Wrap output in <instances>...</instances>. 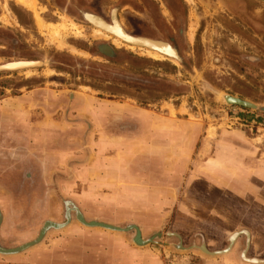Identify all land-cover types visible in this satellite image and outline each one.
<instances>
[{"label": "rangeland", "instance_id": "374dc122", "mask_svg": "<svg viewBox=\"0 0 264 264\" xmlns=\"http://www.w3.org/2000/svg\"><path fill=\"white\" fill-rule=\"evenodd\" d=\"M35 1L45 23L69 19L84 36L70 33L60 44L38 29L33 12L14 0H0V173L16 172L7 177L6 186L0 174V246L14 248L37 239L21 251L31 252L52 231L60 230H43L47 222L72 221L81 226L80 221H89L83 216L86 211L103 215L93 205L84 212L75 204L80 189L74 193L62 189L68 178L96 159L94 144L85 137L92 128L76 125L94 123L102 99L133 97L154 118L168 122L169 129L174 127L173 132L161 125L155 128L170 132L164 149L178 157L164 163L158 159L152 173L138 170L130 178L122 171L123 183L136 184H129V191L95 194L99 198L122 194L123 201L146 204L147 208L133 207L130 213L138 222L126 229L137 241L159 233V243L146 246L161 250L166 264H202L201 260H218L231 252L238 263L254 264L247 260L255 257L264 264V2ZM93 18L118 24L127 36L167 43L174 58L156 60L138 48L94 38ZM21 60L40 64L5 66ZM216 92L249 101L256 108L228 104ZM109 112V117H116V111ZM177 117L188 125L180 124ZM63 124H71L68 130L74 133L63 137ZM183 127L197 141L177 143L179 135L174 132ZM51 134L57 142L51 141ZM163 167L171 173L162 174ZM99 179L97 174L86 176L95 186ZM161 210H169L167 217L178 216L177 230L189 228L186 233L197 235L195 242L185 238L182 247L188 250L177 252L171 246L182 240L170 234L175 231L167 219L158 217ZM199 233L207 239L211 255L198 249L203 242ZM235 233L229 250L228 238ZM49 242L48 238L47 250ZM217 251L223 254L214 255ZM15 255L0 252V264H14ZM39 262L49 264V258Z\"/></svg>", "mask_w": 264, "mask_h": 264}, {"label": "crops", "instance_id": "0c3cea01", "mask_svg": "<svg viewBox=\"0 0 264 264\" xmlns=\"http://www.w3.org/2000/svg\"><path fill=\"white\" fill-rule=\"evenodd\" d=\"M131 98L126 99L130 100L129 102L120 99H102L98 107V119H93L94 123H89L86 126L84 123L83 125H76V127L80 126L82 129H84V127L86 129L89 126L92 128V132L90 131L91 133L86 136L82 131L81 138L85 136L88 143L92 142V144H94L93 148L95 149L93 157L96 159L92 165L90 163H88V165H83L82 168L77 171L76 176L74 174L72 179L68 178L64 184H62V189L67 192L71 191L72 193L80 189V192L76 193L77 200L79 201L75 204L82 207V211L86 210L84 208L93 205V208L102 209L103 215H101L100 212L92 213V211H86L83 216L89 219L87 224H84V221H80L83 224L81 226L77 223H72V221L68 224L64 223L63 226L57 228L60 230L52 231L50 236L36 244L33 251L18 252L17 255H15V259L17 260L14 264H28L29 262L38 264L40 263L39 261L47 257L49 258V264H58V262H63L64 264H166L161 257V250L151 246H138L134 243L133 237L126 229L127 227L137 225L138 222L137 218L130 213L134 211L135 208L133 207L141 206V208H147L146 204L134 205L130 201H123L124 198L122 197L124 196H122V194L118 196L114 194L103 198H99V196L95 194L96 191H129L130 188H127L128 185L136 184L123 183L121 178L122 171H127V173H125L129 174L130 178L137 175L138 170L141 174H144L143 171L147 170L152 173L153 171L151 168L154 162L159 159L164 163L167 159L173 157L164 149V144L170 143V132L162 128H155L161 125L169 129L170 126H168V122L162 123L163 120L154 118V116L149 114V110L140 105V103H137L135 98H133L134 100ZM81 109L85 111L83 109H86V106H83ZM110 110L116 111V117H109ZM179 118L177 117L178 122L186 127V125H188L186 121ZM70 126L71 124H63L66 133L63 137H68L74 133V130H68ZM185 127H183L184 129L181 131L178 129L177 131L179 132H174V134L176 133L179 135L177 143L185 144L186 140H189V142H191V140L197 141L194 137H188L191 134H187ZM169 130L173 132L174 127L172 126ZM192 132V130L189 131V133ZM50 136L53 138L51 140L52 142H57L58 138L55 135L51 134ZM155 144L157 148H155ZM182 147H184V145H182ZM176 157L178 156H174L173 158ZM35 159L39 160L40 157H36ZM148 165H150V167H148ZM12 173H16L15 170L12 172L4 171L0 173L2 176L1 181L5 186L8 183L7 177H13L15 175ZM161 173H171L170 168L163 167ZM95 174L100 176L97 186H95V183L91 182V184L89 181H86V176L91 177ZM137 181L138 179L135 178L134 183H137ZM124 195L126 194L124 193ZM159 205L162 207L161 203ZM161 212L162 213H160L158 217L162 220L163 218L164 220L167 219L168 221L166 222L173 226L176 233L170 232V234L182 240L180 242L181 246L182 243H185V238L191 237L190 239H194L197 236L195 235V237H193L186 233L189 228H185V232L177 230L176 227L179 225L177 215L170 218V216L167 217L169 210H164V212L161 210ZM96 222L107 223L111 226L117 225L115 227H119L123 224L127 226L119 227V230L102 229L103 227L96 224ZM99 227V230L92 229ZM198 236L203 240L201 245L211 252L212 250L208 249L209 247L205 242L207 241L205 236L201 233H199ZM48 238L50 239V250H47L45 243ZM193 241L195 242V239ZM63 248H65V250H63ZM183 249L186 248L182 247L177 250ZM231 253H225L218 260H208L207 258L201 260V263L243 264L238 263ZM31 258H33L34 261L29 260ZM173 259H175V257ZM181 261L182 260H180V262Z\"/></svg>", "mask_w": 264, "mask_h": 264}, {"label": "bare ground", "instance_id": "6f19581e", "mask_svg": "<svg viewBox=\"0 0 264 264\" xmlns=\"http://www.w3.org/2000/svg\"><path fill=\"white\" fill-rule=\"evenodd\" d=\"M16 3L20 4L21 6L25 7L26 9L33 12V16L35 19V23L38 27V29L45 35L51 36L54 39H56L60 44H64V39L68 34H73L74 36H82V31L80 28H78L74 23L69 22V19L66 20L65 18H62V21L59 23H45L41 17L38 14V11L36 10V1L35 0H14ZM187 1V0H186ZM191 1V0H188ZM164 13L166 14L167 11L164 9ZM93 16H89L88 20ZM95 26L93 30H91L92 37L94 38H102L110 40L114 45L116 46H125L130 49H136L138 48V51L142 54L147 55L150 58L160 60L166 58V56H170L171 54L174 55V52H172L168 46L167 43L160 42V41H153L148 40L144 38H133L130 36H127L123 30L119 27L118 24L114 23L112 26L107 25L103 21H101L98 18H93L91 20ZM114 21V20H113ZM80 27V26H79ZM193 28L194 24L190 23L189 30H188V38L192 39L193 36ZM89 34V33H88ZM63 35V36H62ZM84 36V35H83ZM82 36V37H83ZM91 36V35H90ZM175 62V61H174ZM32 63V64H31ZM25 64H40V62H13L8 65V67H20ZM233 234V236H230V239L232 242L234 241L235 237L238 235V233ZM254 261H259L255 259Z\"/></svg>", "mask_w": 264, "mask_h": 264}, {"label": "water", "instance_id": "95a60500", "mask_svg": "<svg viewBox=\"0 0 264 264\" xmlns=\"http://www.w3.org/2000/svg\"><path fill=\"white\" fill-rule=\"evenodd\" d=\"M258 1H262L264 2V0H258ZM88 20V19H87ZM89 21V20H88ZM90 22V21H89ZM91 23V22H90ZM92 24V23H91ZM171 56L174 58V55L171 54ZM170 57V56H169ZM175 59L177 61H180V57L176 58ZM7 68H21L22 66L20 67H8L6 66ZM216 96H220L226 103L228 104H235V105H239V106H242V107H246V108H256L255 104L249 102V101H246V100H243V99H240L238 97H235V96H230V95H226V94H222L220 92H216L215 93ZM235 97V98H234ZM69 219V215L66 213L65 215V222ZM0 222H1V215H0ZM84 224H87L88 222L87 221H84L83 222ZM64 223H61V224H57V223H53V222H47L43 228V230L47 229V228H59L61 226H63ZM96 224H99L101 225V227L105 228V229H112V230H119L120 228L118 227H115V226H110L108 224H105V223H99V222H96ZM240 234H245V232H241ZM239 234V235H240ZM159 233H155L153 234L152 236H149L148 238L146 239H139L138 241L134 239V243L137 244L138 246H146V245H150L152 243H159L157 239H159ZM248 236V235H246ZM157 238V239H156ZM37 242V239H34L32 240L31 242H27L25 244H22L20 246H17V247H14V248H4V247H1L0 246V252L2 253H6V254H12V253H18L20 251H23L25 250L26 248L30 247L31 245L35 244ZM228 247H229V250L232 248L231 246H233L234 242L232 243L231 240H229L228 238ZM171 246L174 248V249H178V248H182L181 246V243H177V244H171ZM198 249L202 252V253H205V254H211L212 252H209L203 245L199 246ZM228 250V251H229ZM214 255H220V254H223L222 251H217V252H213ZM246 253V250L244 252V255ZM255 257H251L250 260L248 259L247 261L248 262H253V263H256L254 260ZM261 260V259H260ZM262 261H259L258 263H261Z\"/></svg>", "mask_w": 264, "mask_h": 264}, {"label": "flooded vegetation", "instance_id": "af4514ba", "mask_svg": "<svg viewBox=\"0 0 264 264\" xmlns=\"http://www.w3.org/2000/svg\"><path fill=\"white\" fill-rule=\"evenodd\" d=\"M113 22V21H112ZM125 32V31H124ZM126 33V32H125ZM127 34V33H126ZM129 35V34H128ZM131 36V35H130ZM133 38H139V37H135V36H132ZM142 38V37H141ZM155 41H158V40H155ZM161 42V41H160ZM170 46V45H169ZM172 49V48H171ZM173 51V50H172ZM13 62H16V63H19V62H27L26 60H21V61H13ZM28 62H39V61H28ZM7 64V63H6ZM32 64V63H31ZM31 64H25L23 65L21 68H25V67H32V66H38L39 64H34V65H31Z\"/></svg>", "mask_w": 264, "mask_h": 264}]
</instances>
